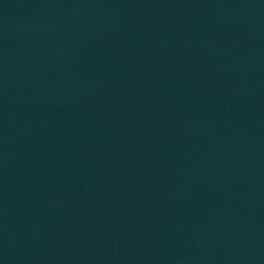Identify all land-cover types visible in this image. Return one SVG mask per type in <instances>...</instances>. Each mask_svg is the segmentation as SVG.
I'll use <instances>...</instances> for the list:
<instances>
[{
    "label": "water",
    "instance_id": "water-1",
    "mask_svg": "<svg viewBox=\"0 0 264 264\" xmlns=\"http://www.w3.org/2000/svg\"><path fill=\"white\" fill-rule=\"evenodd\" d=\"M0 264H264V0H0Z\"/></svg>",
    "mask_w": 264,
    "mask_h": 264
}]
</instances>
